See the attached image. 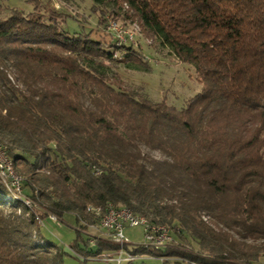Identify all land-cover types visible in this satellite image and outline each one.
<instances>
[{
	"label": "trees",
	"instance_id": "16d2710c",
	"mask_svg": "<svg viewBox=\"0 0 264 264\" xmlns=\"http://www.w3.org/2000/svg\"><path fill=\"white\" fill-rule=\"evenodd\" d=\"M30 1L32 12L0 17V145L30 202L0 182V264H63L44 221L97 223L89 204L178 227L175 245L124 246L171 258L161 264H255L264 256V0H91L86 16ZM107 16L135 22L191 65L201 89L175 108L123 88L110 64L144 66V52L105 33ZM67 18L80 29H64ZM93 243V256L119 247Z\"/></svg>",
	"mask_w": 264,
	"mask_h": 264
},
{
	"label": "rangeland",
	"instance_id": "374dc122",
	"mask_svg": "<svg viewBox=\"0 0 264 264\" xmlns=\"http://www.w3.org/2000/svg\"><path fill=\"white\" fill-rule=\"evenodd\" d=\"M41 1L42 9L64 10L65 8L67 11L85 16L89 13V6L91 4V0H70L69 2L59 0ZM33 6V2L30 0H0V17L7 16L9 9H16L28 14L33 11ZM123 7L125 8V5H123ZM107 17L110 18V24L116 25L117 28L126 33H130L134 39L133 43L142 47V51L144 52V66L136 61H131L132 63L128 62L129 66H126L123 62L110 64L112 70L116 72L120 79L119 82H121L120 84L123 88L127 90L133 89L139 97L148 98L151 101H164L175 108L182 107L188 98L192 97L201 89V83L192 66L188 63L179 61L174 55L169 53L166 48L154 46L151 38L142 33L135 22L126 21L124 24L120 19L115 20L112 16ZM87 19L90 20L91 25H95L96 18L93 14L87 17ZM62 25L64 29L70 32L80 29L78 23L71 18H67ZM84 25L87 30V25ZM104 32L108 33L105 28ZM145 64H148L149 69ZM144 67L146 69H144ZM154 154L158 157L160 156L157 152H154ZM14 173L19 176L15 171ZM3 185L10 191V185ZM10 195L22 197V200L24 199L23 196L15 195V192H10ZM84 227L86 228L88 226L84 225ZM78 231L82 236V240L77 239L74 241ZM43 232L48 235L52 241L62 246L65 251L63 255V264H114L101 258L108 251L102 250L99 252V255L93 256L96 255L94 253L97 252V247L93 241H90L87 229L81 228V226L78 227L74 217L70 214L64 215L62 220H45ZM123 232L131 244L136 245L144 241L141 225L129 226L125 224ZM87 239L88 244L86 245L87 248H85L84 244L85 242L87 243ZM174 242L176 241L174 240ZM185 243L187 244L185 248L188 249L189 247L192 251L197 249L192 241L187 240ZM74 244H77V246H73ZM175 244L176 243L172 242L169 245ZM70 246L78 249L84 256L75 253ZM91 252L93 255L89 254ZM132 264H161V260L158 258H145L143 260H135ZM255 264H264V257L259 258Z\"/></svg>",
	"mask_w": 264,
	"mask_h": 264
},
{
	"label": "built area",
	"instance_id": "2783aa9c",
	"mask_svg": "<svg viewBox=\"0 0 264 264\" xmlns=\"http://www.w3.org/2000/svg\"><path fill=\"white\" fill-rule=\"evenodd\" d=\"M105 30L108 31L118 43L134 42L130 33H121V29H117L116 25L110 24L109 17H106ZM0 182L5 185H10V192H15V195L22 196L20 192V180H18L16 175H13L11 168H9V164H5L3 149H0ZM24 199L27 198L24 197ZM86 207L91 208L94 212H98L97 205L89 204L86 205ZM49 218L55 220V216L52 214L49 215ZM81 224L83 225L81 228L87 229L90 241H93L95 238H102L116 243L119 246L117 251L107 252L101 257L105 261H110L114 264H128L134 260L145 258H158L161 261L165 258L171 259L170 257L154 256V254L151 253H132L124 248L126 244H130L123 232L125 224L129 226H142L144 241L138 245L157 249L173 242L169 240L167 233H164L163 230L156 227V223H154V226H146V222H139L127 216L126 210L119 213H112L105 210V212H101V219H98L97 223H86L85 221H81ZM84 225L88 227L85 228Z\"/></svg>",
	"mask_w": 264,
	"mask_h": 264
},
{
	"label": "bare ground",
	"instance_id": "6f19581e",
	"mask_svg": "<svg viewBox=\"0 0 264 264\" xmlns=\"http://www.w3.org/2000/svg\"><path fill=\"white\" fill-rule=\"evenodd\" d=\"M117 29H119V28H117ZM121 33H126V32L121 30ZM0 149H2L1 145H0ZM4 161H5V164H9V168H11L13 175H16L14 173V171H13L12 163L8 159H6L5 156H4ZM17 177H18V180L21 181V177L20 176H17ZM22 201L24 203L30 205L29 202L27 201V199H25V200L23 199ZM97 208H98V212H94V211H92L91 208H87V207H86V210L88 212H90V213L97 214L99 216V219H101V212H105V210L109 211V212H112V213H119V212H122V211L126 210L127 211V216H129L130 218L138 220L139 222H146V226H154V223H151L145 217L136 215V214L132 213L129 209H127L125 207H121V206H116L115 207V206H112V205L108 204V205H105V206H97ZM156 227L159 228L160 230H163L164 233H167V236L169 237V240L173 241V243H176V242H174V240H175L174 239V235H175V233L179 232V228L178 227L169 228V227H167L165 225H162V224H156Z\"/></svg>",
	"mask_w": 264,
	"mask_h": 264
},
{
	"label": "crops",
	"instance_id": "0c3cea01",
	"mask_svg": "<svg viewBox=\"0 0 264 264\" xmlns=\"http://www.w3.org/2000/svg\"><path fill=\"white\" fill-rule=\"evenodd\" d=\"M262 257H264V256H261L260 258H262Z\"/></svg>",
	"mask_w": 264,
	"mask_h": 264
}]
</instances>
